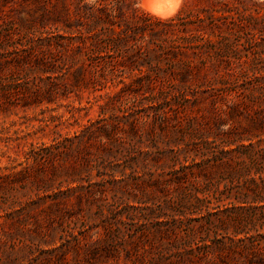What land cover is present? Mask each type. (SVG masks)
Masks as SVG:
<instances>
[{
	"label": "trees",
	"instance_id": "obj_1",
	"mask_svg": "<svg viewBox=\"0 0 264 264\" xmlns=\"http://www.w3.org/2000/svg\"><path fill=\"white\" fill-rule=\"evenodd\" d=\"M33 1L38 26L23 29L2 15L8 2L0 0V109L56 104L84 90L103 92V104L86 124L76 108L42 120L52 141L31 159L50 170L38 188L48 228L34 231L46 247L31 242L27 253L24 240H0V264H264L254 260H264V0H184L166 22L138 9L139 0ZM205 100L223 106L213 139L201 137L190 158L175 137L167 178L149 173L139 185L161 197L107 196L131 187L105 172V157L121 158L123 177L138 162L145 168L143 140L186 131L185 105ZM19 166L0 176V217L25 233L27 202L4 194L26 187L27 157ZM60 176L58 192L47 194ZM72 200L80 210L96 204L99 223L76 233L62 226Z\"/></svg>",
	"mask_w": 264,
	"mask_h": 264
},
{
	"label": "rangeland",
	"instance_id": "obj_2",
	"mask_svg": "<svg viewBox=\"0 0 264 264\" xmlns=\"http://www.w3.org/2000/svg\"><path fill=\"white\" fill-rule=\"evenodd\" d=\"M7 2L8 3L2 8V15H8L12 21L21 25L23 29H27L31 25L38 26L37 22L39 15L42 14V8L37 2H34L33 0H7ZM183 3L184 0H182V6ZM2 4L4 5V3H1L0 5ZM102 93L103 92L90 94L89 91L84 90L77 94H70L68 99L58 100L56 104H44L39 107H32L25 110L20 107L9 108L7 110L0 109V176L12 171L20 170L22 166H19V164L22 163V165H25L27 157L26 187L23 188V182H19L15 185L16 190L4 193L6 196L16 195L20 202H27V231L25 233L21 232L16 227H12L8 223H5L4 217H0V240L5 241L10 238L16 242L18 240H24L27 243V253L28 245H30L31 242L33 243L34 248L46 247V244H44L45 238L42 239L40 235H37L34 231L42 235L48 228L49 221L47 220V216L42 212L43 208L46 206V201L48 200L42 199L44 194L42 193V190L39 191L38 188L43 186L42 179L48 181L47 176L50 175V170L42 172V170H40L31 159V152L33 150H37V148L42 145L48 146L52 141L53 136L50 133L51 130L43 128L44 123L42 120L47 119L50 115H64L65 117H68V111L71 108L79 110L75 111V113L76 116L80 117L78 122L81 124H86L89 119L96 120L99 115L98 105L103 104V100L99 99L97 95ZM185 107L187 110H185L180 116L183 117L182 124L187 126L186 131H182V133H173L172 129H168L165 135L159 134L155 139V142L151 140L152 137L143 140V144H141L140 147L142 148L143 153L148 154L139 156V160L147 159L146 166L143 168L140 162L132 166V170L136 172L139 181L136 182L131 177V168L125 169V177L121 176V168L124 162L121 160L117 161V159L121 158L105 157V172L107 174L113 173L116 175L117 179H123V182L120 183L121 185L127 184L131 187L129 188V191L116 189L114 192L108 193V197H114L113 199L122 203H131L133 198L146 200L149 194L161 197L159 192L152 193L150 188L144 186L139 187V185L149 178V173H153L154 179L162 177L161 180H164L167 178L165 174L170 171L172 164L170 159L173 156L170 150L178 148V146H174V144L171 143L173 142V139L176 137L180 140L179 149L182 148L183 151L191 149L190 152H187V155H189L190 158L196 154L192 148L195 143L200 144L201 137H207L208 140L213 139L216 134V129L212 121L217 118L219 114L218 111L223 109L220 102L215 101L212 103L209 100H205L193 105L190 102L187 103ZM49 109H52V111H49ZM108 113H110V111ZM192 117L196 119L191 120ZM199 117H202L203 120ZM75 129H77V127L74 128V130ZM186 144L190 146L187 147ZM183 156V153L179 155L181 159ZM90 160L92 161L91 164L94 165V158L92 157ZM178 166L179 165H176V168ZM13 167H15V169H13ZM55 170L57 173L61 172V168L57 165ZM221 172H217L212 177H219ZM45 173L47 176H45ZM225 173L226 172H224V174ZM96 174V170L93 169L90 178L94 181L98 180ZM81 175L84 178L87 177L84 172H82ZM132 175L135 176L134 173ZM63 179L64 178L60 176L55 180H49V185L51 184L53 188L51 191H48L47 194L58 192V189L55 188ZM84 184L86 183L84 182ZM134 184H138L136 189L133 188ZM71 186L74 187L75 185L72 184ZM59 187L61 191L66 190L65 183H62ZM2 194L3 191L1 190L0 196H2ZM72 203L74 204V200H72ZM95 211L96 204L89 205L87 203H82L81 210L76 204H74L73 207L63 208L61 210L62 226L70 224V227L73 229L74 233H76L83 226L88 227L97 224L99 223V220L94 216ZM69 215H73L72 218H69ZM0 216H3V213H0ZM59 235L60 232L55 233V237ZM254 260L264 263V260H258L257 258H254ZM236 264L241 263L237 262Z\"/></svg>",
	"mask_w": 264,
	"mask_h": 264
},
{
	"label": "clouds",
	"instance_id": "obj_3",
	"mask_svg": "<svg viewBox=\"0 0 264 264\" xmlns=\"http://www.w3.org/2000/svg\"><path fill=\"white\" fill-rule=\"evenodd\" d=\"M182 0H165L164 3L157 0H139L136 7L147 12L155 20L166 22L170 20L181 8ZM161 8H166L167 11L162 13Z\"/></svg>",
	"mask_w": 264,
	"mask_h": 264
},
{
	"label": "bare ground",
	"instance_id": "obj_4",
	"mask_svg": "<svg viewBox=\"0 0 264 264\" xmlns=\"http://www.w3.org/2000/svg\"><path fill=\"white\" fill-rule=\"evenodd\" d=\"M157 2L164 3L165 0H157ZM160 11H161L162 13H164V12L167 11V9H166V8H161Z\"/></svg>",
	"mask_w": 264,
	"mask_h": 264
}]
</instances>
